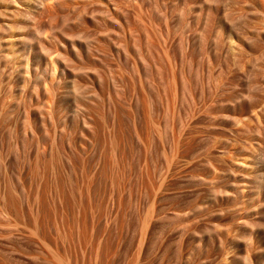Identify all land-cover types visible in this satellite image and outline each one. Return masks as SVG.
Returning <instances> with one entry per match:
<instances>
[{"label": "rangeland", "instance_id": "rangeland-1", "mask_svg": "<svg viewBox=\"0 0 264 264\" xmlns=\"http://www.w3.org/2000/svg\"><path fill=\"white\" fill-rule=\"evenodd\" d=\"M264 0H0V264H264Z\"/></svg>", "mask_w": 264, "mask_h": 264}, {"label": "bare ground", "instance_id": "bare-ground-1", "mask_svg": "<svg viewBox=\"0 0 264 264\" xmlns=\"http://www.w3.org/2000/svg\"><path fill=\"white\" fill-rule=\"evenodd\" d=\"M263 225H262V228H263V231H264V223H262Z\"/></svg>", "mask_w": 264, "mask_h": 264}]
</instances>
